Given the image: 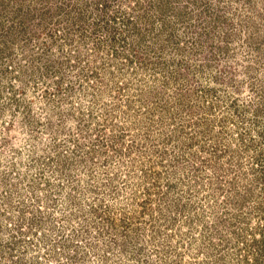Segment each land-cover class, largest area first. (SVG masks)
Segmentation results:
<instances>
[{
  "label": "rangeland",
  "instance_id": "rangeland-1",
  "mask_svg": "<svg viewBox=\"0 0 264 264\" xmlns=\"http://www.w3.org/2000/svg\"><path fill=\"white\" fill-rule=\"evenodd\" d=\"M0 264H264V0H0Z\"/></svg>",
  "mask_w": 264,
  "mask_h": 264
}]
</instances>
